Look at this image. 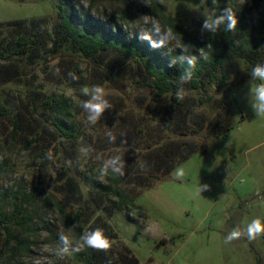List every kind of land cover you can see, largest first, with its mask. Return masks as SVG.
<instances>
[{
  "label": "rangeland",
  "instance_id": "1",
  "mask_svg": "<svg viewBox=\"0 0 264 264\" xmlns=\"http://www.w3.org/2000/svg\"><path fill=\"white\" fill-rule=\"evenodd\" d=\"M217 2L0 0V211L12 234L0 227V264H84L87 247L57 257L58 233L77 223L70 235L78 240L97 217L115 233L108 250L114 260L129 255L138 264H264V235L225 243L233 228L243 231L254 219L264 223V118L255 116L248 98L261 83L251 77L254 66L232 70L222 89L193 90L188 82L182 99L165 95L156 102L147 65L130 61L117 68L114 52L84 58L58 20L62 10L96 37L149 45L141 36L158 39L151 32L158 21L173 39L152 47L153 67L208 50L209 33H201V25L204 14L215 15ZM237 6L248 23H257V0ZM165 19L189 34L175 38ZM92 85L104 87L112 104L95 126L86 123L80 106L88 99L82 87ZM53 98L66 100L69 113L50 109L45 102ZM56 121L78 133L73 151ZM109 129L115 143L105 136ZM89 146L93 151L86 153ZM192 148L198 152L180 163ZM113 155L124 159L125 174L101 181L100 165ZM172 163L173 171L164 174ZM200 185L207 190L199 193ZM118 190L141 209L119 205Z\"/></svg>",
  "mask_w": 264,
  "mask_h": 264
},
{
  "label": "trees",
  "instance_id": "2",
  "mask_svg": "<svg viewBox=\"0 0 264 264\" xmlns=\"http://www.w3.org/2000/svg\"><path fill=\"white\" fill-rule=\"evenodd\" d=\"M239 1L218 0L215 15H219L226 5H231L236 12L238 23L233 31H226L225 26L221 25L216 33H209L208 45L211 44V47L206 51L207 59H203L197 53L183 54L197 58L194 76L189 82L191 89L202 90L209 85H215L218 89H222L228 84L232 70L239 69L241 65H245V67L255 66L259 64L260 57H264V0H257L259 9L258 20L255 25L248 23L244 19L237 6ZM58 20L64 38L73 43L77 48V53L84 58L94 59L104 53L114 52L118 55L119 63L117 68L130 61L147 65L150 77L147 86L155 92L156 102H161L165 95L176 96L177 90L182 87L179 82V76L187 66L186 63H182L180 60L165 59L158 60L153 67H148L149 58L153 54V49L148 43L142 41L127 43L111 36L96 37L90 32H86L83 25L75 24L62 10L58 14ZM165 24L177 39H182L184 35L189 34V31L180 27L174 19H165ZM249 79L248 75L244 77L242 82ZM45 104L54 112L69 113V106L66 100L53 98L46 100ZM54 126L60 136L65 139L67 147L73 151L76 147L75 142L78 139V133L74 131V127L67 125L65 121H56ZM186 152L180 159V163L188 160L198 152V149L192 148ZM175 164L168 165L163 173H171ZM70 186L79 190L73 180H70ZM114 194L119 198V205L137 210L141 209L126 193L118 190ZM78 217L77 215L76 218ZM7 221L2 211H0V227H3L8 236L12 237L10 229L6 225ZM96 227L103 229L109 240L115 238L112 226L101 217H97L87 230H93ZM87 249L88 253L83 261L84 264H138L137 259L133 256L119 255L120 257L114 260L108 251H98L88 247Z\"/></svg>",
  "mask_w": 264,
  "mask_h": 264
},
{
  "label": "clouds",
  "instance_id": "3",
  "mask_svg": "<svg viewBox=\"0 0 264 264\" xmlns=\"http://www.w3.org/2000/svg\"><path fill=\"white\" fill-rule=\"evenodd\" d=\"M237 16L231 5H226L219 15L204 14L203 23L201 25V33H216L221 25L225 26L226 31H233L237 27ZM151 32L158 39L153 40L151 35L144 34L142 39L150 41V46L153 48L165 47L166 44L172 42L173 37L169 32L162 31V25L155 21L151 25ZM211 47V44L208 45ZM183 52H187V47H183ZM203 59H207V54L204 49H200ZM179 60L182 63H186V67L179 76L180 85H184L193 79L194 72L197 66V58L195 56L181 55ZM58 71V70H57ZM73 79H78L73 73H69ZM251 77L253 80H259V83L254 89H250L248 94L249 104L252 108L255 116L264 118V64H257L252 68ZM184 88L180 87L177 90V99H182L184 95ZM83 96L88 99L81 102V107L86 113V123L89 126H95L98 121L101 120L106 110L112 109V104L107 99V92L104 87L100 85L84 86L81 89ZM110 143H115L116 136L109 129L105 132ZM126 143V141H122ZM86 153L92 152L93 149L89 146L84 150ZM48 160L52 159V154L49 152L46 157ZM125 161L120 155H113L104 159L99 168V179L103 181L110 175L123 176L125 174ZM144 168V165H141ZM183 172L177 173V178H183ZM207 185H200L198 192L201 193L207 190ZM79 225L76 223L71 227L66 228L64 231L58 233L57 245L55 248V254L58 258H64L73 255L85 247L92 248L98 251L107 252L111 243L109 238L104 234L103 229L96 227L93 230L84 229L80 232L79 239H74L70 233H72ZM264 235V223L260 219L252 220L245 230H241L239 227L233 228L225 237V243H231L234 240L240 239L242 236H246L249 241L255 240L257 237ZM44 250H48V246H44Z\"/></svg>",
  "mask_w": 264,
  "mask_h": 264
}]
</instances>
